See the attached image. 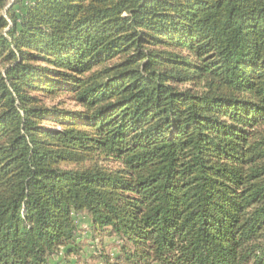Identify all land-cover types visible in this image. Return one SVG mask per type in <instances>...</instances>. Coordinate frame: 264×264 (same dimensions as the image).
<instances>
[{
  "label": "trees",
  "instance_id": "16d2710c",
  "mask_svg": "<svg viewBox=\"0 0 264 264\" xmlns=\"http://www.w3.org/2000/svg\"><path fill=\"white\" fill-rule=\"evenodd\" d=\"M22 4L0 0V264L78 254L81 214L104 264L105 236L126 264H264V0Z\"/></svg>",
  "mask_w": 264,
  "mask_h": 264
},
{
  "label": "rangeland",
  "instance_id": "374dc122",
  "mask_svg": "<svg viewBox=\"0 0 264 264\" xmlns=\"http://www.w3.org/2000/svg\"><path fill=\"white\" fill-rule=\"evenodd\" d=\"M8 1L9 3L14 2V0ZM30 1L31 0H23V4L20 7L16 6V8L18 9V11H20V8L28 4V2ZM77 221L81 230L79 240H81L80 242L82 245V249H80L78 254L69 257H65L63 252L53 258L52 262L54 264H104V261L96 256V254H99L98 251H100V244L99 239H93L91 237V220L89 216H87L86 214H81L79 215ZM104 242L105 243L103 244L105 245V253H111L116 264H126L122 260L116 259V256H118V254L120 253L119 240L114 236H105Z\"/></svg>",
  "mask_w": 264,
  "mask_h": 264
}]
</instances>
